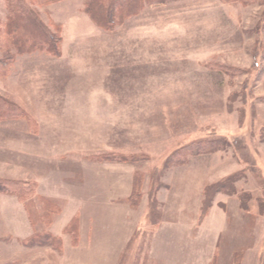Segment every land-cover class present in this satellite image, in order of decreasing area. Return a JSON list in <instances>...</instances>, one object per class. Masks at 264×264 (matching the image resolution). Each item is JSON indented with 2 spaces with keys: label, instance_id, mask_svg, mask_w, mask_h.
<instances>
[{
  "label": "rangeland",
  "instance_id": "obj_1",
  "mask_svg": "<svg viewBox=\"0 0 264 264\" xmlns=\"http://www.w3.org/2000/svg\"><path fill=\"white\" fill-rule=\"evenodd\" d=\"M23 2L59 48L21 54L0 75V98L35 122L0 118V179L45 183L61 212L49 228L31 218L37 196L0 193V264H94L87 251L102 229L117 242L133 223L119 259L116 244L95 264H264V0L141 1L110 29L89 16V0ZM6 13L0 0V32ZM86 181L118 200L107 210L87 201ZM76 213L71 240L61 230ZM162 224L183 231L164 250L181 260L146 255ZM41 230L60 243L23 241Z\"/></svg>",
  "mask_w": 264,
  "mask_h": 264
},
{
  "label": "trees",
  "instance_id": "obj_2",
  "mask_svg": "<svg viewBox=\"0 0 264 264\" xmlns=\"http://www.w3.org/2000/svg\"><path fill=\"white\" fill-rule=\"evenodd\" d=\"M42 4L49 5L61 0H41ZM148 1L151 2L153 0H89L86 4L87 13L96 23V25L110 29V27L115 26L117 23H121L122 19L126 17H130L132 15L137 14L140 9V2ZM7 4V13L5 20H3L4 30L0 32V37L7 38L8 35L11 34L9 42L3 41V48L0 49V75L3 73L4 75L9 74L12 66V62L21 54L34 52V51H44L49 54L56 55L58 50L59 40L53 36L45 32L44 28L41 27V24L38 22L36 17L30 12V9H27L24 5L23 0H6ZM25 11L29 14V18L21 15V13L17 12ZM121 12V19L119 17L118 21L111 20L117 13ZM39 27V29H38ZM38 30L42 36L37 37ZM0 40V42H2ZM25 47H24V46ZM0 118L4 120H8L12 117L22 116L25 117L27 121L34 122L30 114L25 113L19 107H16L13 104H10L6 100L0 98ZM32 124V126L37 127ZM120 161L123 160L122 157L119 156ZM0 193H9L14 194L21 202H26L27 200H31L30 198L33 196H37L38 201L41 204V211H38L36 208L34 211H31L30 215L33 218V223H43L46 226H51L54 222V217L60 214L61 208L58 204H56L53 200L49 198L42 197L38 194V185L36 182L32 181H16L12 179H0ZM139 199H136L132 202L133 206H137ZM28 206V205H26ZM80 218V217H79ZM77 222H79L78 216L75 215L71 220L64 226L63 233H68L70 238H76L77 235ZM74 228L76 230L74 231ZM80 233V231H79ZM72 235V236H71ZM80 236V234H79ZM61 235H55L51 231H36L24 238L23 241L26 242L27 245H33L36 240L44 239L45 242L49 243L50 241L55 240L60 243ZM71 240H74V239ZM73 242V241H72ZM51 243V242H50Z\"/></svg>",
  "mask_w": 264,
  "mask_h": 264
},
{
  "label": "crops",
  "instance_id": "obj_3",
  "mask_svg": "<svg viewBox=\"0 0 264 264\" xmlns=\"http://www.w3.org/2000/svg\"><path fill=\"white\" fill-rule=\"evenodd\" d=\"M26 144H24V145H25V148L28 146V148H29L28 150H30L32 148V150H36V151H41L42 152L43 149H44L43 147H42V149L39 148V147H37L38 145L34 141H30V142L27 141ZM83 161H86V160L84 159ZM87 165H88V167L91 170L92 169L91 161ZM22 181H30V180H22ZM35 182L38 185V194H40V195H46V196L49 197V199H51V200L54 201V199H52V196L55 195V192H53V191H51L49 189L44 188L43 186L45 185V183L42 186V184L39 182V180H35ZM84 186H85V189L88 190V194H89V197H90L89 200H87V201L93 202V201H96V200L99 201V199H100V203L103 206V208H105V210H107V207L108 206L114 205V203H113L114 200H118V197L116 196L117 190H115L113 188L112 189L111 188H109V189L103 188L102 189V188L92 187V186H90V182H87V181L85 182ZM49 194H51V195H49ZM104 203H105V205H104ZM124 207H127L126 209H131L130 206L127 205V204H125ZM132 211H134V210H132ZM132 211L131 212H128L127 211L125 217H132V216H134V214H133ZM89 212H90V208H89ZM116 212L118 214L119 213V210H117ZM77 214L80 215L79 213H76L75 215H77ZM106 214H107V211H104L103 210V213H96L95 215L97 217H99L98 215H102V217H103ZM209 218H210V215L207 217L206 220H208ZM30 225H31V223H30ZM51 226H49V228ZM63 228H62V230H63ZM173 228H175L173 224H168L167 226H166V224H162V225H159L156 228V231L153 234V236H154L153 239L155 240V243L156 244L153 243V244L149 245V243H148V247H147L148 250L146 252V255L148 257H150V259L156 260L158 257H160L161 259L164 258L163 260H165L166 259L165 258L166 256H170L171 257V260L172 259L173 260H178L179 259L178 258V252L175 253L176 252V248H174L175 252L173 254L164 252L165 249H167L170 246L171 247L173 246L174 241H175V244L178 243L177 237L179 236L180 233L183 232V231L172 232L171 230ZM178 228H182V229L185 230V228H183V227H178ZM62 230H61V233H63ZM110 230L111 229H107V227H105V228L102 229L101 236H100L101 239L99 241V244L97 245L98 246L97 247L98 251H96L93 254L91 252L92 247H90L89 248V251H87V253L89 252V258H90L89 261L92 258H94V259L91 260V262H93L94 264L95 263L104 262V261L108 260V258L110 257L108 255V249L109 248H114L116 246V244H117V246H116L117 249L123 247L120 251L117 250L116 253H115V255L113 256V257H116V259L118 260L119 257H120V255H121V253H122V251L124 249H126L127 244L130 242L131 238L134 236L135 231H136V227L134 226V223H133L131 225H128L127 228H125L124 230L122 228L120 230V232L119 231H115L116 232V236L119 233L118 234V237H122L121 240L120 241H117V242H110V243H108V240L109 239H114L113 238V233H112L113 231H110ZM80 231H81V234H84V229L83 228H81ZM220 234H221L220 227H215V230L209 236L210 239L209 240L207 239L208 241H207V244H206V248H212V245H214L213 248L216 247L215 243L217 242L216 241L217 238L219 239ZM92 235H93V231H92V228H90L87 231L86 235H85V241L87 239V243H89L90 246H91V242H92ZM203 245H204V242H203ZM163 247H164L163 251L160 252V249H162ZM179 248H181V247L179 246ZM163 255H165V257ZM209 255H210V253H209ZM181 259H179V260H181ZM208 259L209 258H206V260L203 259V264H211V260L210 259L208 260ZM166 263H168L167 262V259H166Z\"/></svg>",
  "mask_w": 264,
  "mask_h": 264
}]
</instances>
